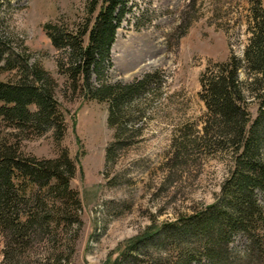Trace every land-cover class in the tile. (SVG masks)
I'll return each instance as SVG.
<instances>
[{
  "label": "trees",
  "instance_id": "obj_1",
  "mask_svg": "<svg viewBox=\"0 0 264 264\" xmlns=\"http://www.w3.org/2000/svg\"><path fill=\"white\" fill-rule=\"evenodd\" d=\"M248 1L249 37L242 58L230 55L208 64L199 77V98L207 113L198 140L205 142L204 150L231 154L232 166L218 195L202 209L128 240L111 264H237L229 245L239 234L248 241L242 259L264 261V209L257 199L260 194L264 202V8L263 0ZM131 6L132 0H89L86 17L75 27L59 21L42 26L57 51L56 71L69 95L107 105V125L113 130L108 160L123 136L136 135L135 122L141 121L136 106L162 82L158 72L130 83L107 82L111 48ZM23 50L11 48L0 36V74H12L0 79L3 263L29 258L33 246L42 243L52 251L45 264H69L83 225L82 202L71 186L77 167L61 147L66 120L57 99L59 84ZM242 70L248 75L244 82L238 79ZM252 86L248 92L258 103L253 120L244 95ZM49 132L57 157L25 151L27 141Z\"/></svg>",
  "mask_w": 264,
  "mask_h": 264
},
{
  "label": "rangeland",
  "instance_id": "obj_2",
  "mask_svg": "<svg viewBox=\"0 0 264 264\" xmlns=\"http://www.w3.org/2000/svg\"><path fill=\"white\" fill-rule=\"evenodd\" d=\"M88 4L89 0H0V36L11 48L26 49L30 62L39 63L59 84L57 99L66 120L61 147L76 163L71 186L82 202L83 225L69 264H111L128 240L198 211L218 195L232 166L231 154L204 150L205 142L198 140L207 113L199 98V77L208 64L230 55L242 58L249 37L250 3L132 0L111 48L107 82L130 83L153 72L162 82L137 104L141 121L135 122L136 135L123 136L109 160L106 149L113 130L107 125V105L69 95L56 71L57 51L42 29L55 21L75 27L86 17ZM113 50L122 53L119 58L112 57ZM11 75L0 74V79ZM238 79L247 81V73L240 71ZM254 88L244 92L251 120L258 109L248 92ZM24 145L38 158L58 154L51 132ZM257 199L264 209L260 194ZM4 248L0 233V264H4ZM229 250L237 264H264L256 256L242 259L248 241L241 234ZM51 253L39 243L29 258L17 264H45Z\"/></svg>",
  "mask_w": 264,
  "mask_h": 264
},
{
  "label": "bare ground",
  "instance_id": "obj_3",
  "mask_svg": "<svg viewBox=\"0 0 264 264\" xmlns=\"http://www.w3.org/2000/svg\"><path fill=\"white\" fill-rule=\"evenodd\" d=\"M121 54H122V53L116 54L115 50H113V54H112L113 56H112V57H114V55H115L117 58H119ZM139 57H140V55H139ZM114 58H115V57H114ZM113 60H114V59H113ZM123 60H124L125 62L128 61V60H126V58H125V59L123 58ZM131 60L133 61L134 58L130 59L129 62H131Z\"/></svg>",
  "mask_w": 264,
  "mask_h": 264
}]
</instances>
